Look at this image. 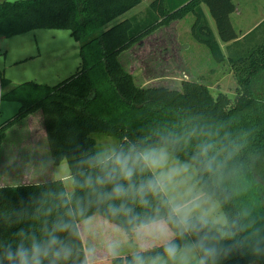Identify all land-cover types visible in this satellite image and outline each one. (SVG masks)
I'll return each instance as SVG.
<instances>
[{"label":"trees","instance_id":"obj_1","mask_svg":"<svg viewBox=\"0 0 264 264\" xmlns=\"http://www.w3.org/2000/svg\"><path fill=\"white\" fill-rule=\"evenodd\" d=\"M145 0H15L0 2V37H12L35 29L70 30L81 43V64L68 79L50 86L34 81L13 84L0 74L3 99L21 101L17 113L2 121L0 149L6 131L41 109L47 139L58 166L66 161L72 193L63 179L17 186H0V264L5 246L13 248L23 230L37 239L46 238L54 223L71 219L75 235L57 233L73 249L62 264H133L137 254L145 262L165 258L164 247L174 241L183 249L201 238L218 249L207 264H264L261 251H253L256 240L264 241V22L235 44L228 56L221 42L239 39L231 21L234 0H153L149 17L139 22L125 18L110 23ZM205 5L216 22L217 34L205 13ZM194 16L193 38L210 50L218 63L229 62L238 82L237 95H216L207 84L184 80L182 89L139 86L120 61L121 54L161 26ZM145 23V24H144ZM249 41H245L250 37ZM94 133L119 140L117 151L164 147L177 160L197 169L201 190L217 200L227 224L190 217V228L182 231L170 218L171 203L164 192L148 197L141 206L132 197L125 201L133 209L132 220L113 215L109 204L84 185L87 177L103 176L109 158L101 160ZM209 145L207 154H201ZM114 152V153H115ZM156 175L138 172L135 182ZM112 185H106V191ZM76 213L69 216V211ZM166 224L161 231L160 222ZM147 225L139 234L138 224ZM96 246L131 243L135 251L116 253L91 261L86 239ZM199 258L203 255L194 248Z\"/></svg>","mask_w":264,"mask_h":264},{"label":"rangeland","instance_id":"obj_2","mask_svg":"<svg viewBox=\"0 0 264 264\" xmlns=\"http://www.w3.org/2000/svg\"><path fill=\"white\" fill-rule=\"evenodd\" d=\"M2 1L5 0H0V2ZM151 2L152 0L143 1L134 9L113 20L110 25L130 17H134L139 22L147 19ZM236 2H240V0H236ZM205 9L214 31H217L214 18L208 8L205 7ZM240 10L243 15H246L247 21L244 25L248 27L256 18L260 17L261 12H264V0L244 1ZM251 13L255 16H252ZM193 22L194 16L190 14L184 20L173 21L167 26L159 27L121 54L120 61L123 67L134 76V80L139 86H164L181 90L184 80H195L207 84L214 95L222 92L234 100L237 95L238 82L229 62L218 63L208 47L193 38L191 33ZM236 25L235 28L239 32L246 29V27ZM257 33L264 34V26ZM250 39L251 36L245 41ZM80 46L81 43L74 39L70 30L65 29H35L9 38L0 37V74L9 78L13 84L34 81L54 86L68 79L78 70L82 61ZM20 105L21 101L4 98L1 107L2 119H9L17 113ZM23 128L24 126H17L12 130V134H17ZM93 137L97 141V153L101 160L110 158L119 146L117 138L101 133H94ZM13 144L14 142L11 140L9 144L3 145L0 149V182L11 179L10 176L13 172L11 161L16 158V154L19 152L25 157V151H31V144L28 142L25 144L26 146L15 148L16 152L15 144ZM166 150L168 151V149ZM168 154L169 168L182 167L184 169L176 177V182L170 184L167 191L164 192L170 203H185L195 199L196 206L191 209L189 218L197 217L201 221L226 225L227 218L220 203L205 194L199 187L196 179V167L173 158L169 151ZM28 159L32 160L33 158ZM26 163L27 161L25 165ZM59 169L61 174L69 172L67 162L65 161L64 166ZM24 170L23 168L17 173L25 174L27 171ZM153 171L158 175L164 169ZM65 184L68 194H71L72 181L65 180ZM86 247L92 253L91 261L104 259L116 253H129L136 250L133 249L136 246L131 243L96 246L92 237L86 239ZM183 249H190L188 258L197 261L193 264H198L193 244L189 243ZM166 260L168 261V258H160V264ZM152 262H145V264H152Z\"/></svg>","mask_w":264,"mask_h":264},{"label":"clouds","instance_id":"obj_3","mask_svg":"<svg viewBox=\"0 0 264 264\" xmlns=\"http://www.w3.org/2000/svg\"><path fill=\"white\" fill-rule=\"evenodd\" d=\"M209 145H203L201 154H207ZM169 154L166 148H153L149 150L138 151L131 149L129 151L120 150L112 154L109 158L110 168L103 176L95 178L89 176L84 185L89 187L101 201H121L120 204H109L108 210L113 215L124 214L137 220L138 217L132 215L133 209L129 208L126 200L129 197L137 199L141 206H148L150 195L157 196L166 192L170 184L176 182V177L184 170L182 167H168ZM164 169L158 175H153L145 181L137 184L135 176L138 172L146 170ZM111 184V190H104L106 185ZM195 199L185 203H171L170 218H175L177 227L182 231L190 228L189 213L195 207ZM76 213L69 211V216L74 218ZM161 231H166V224L161 221ZM147 227L141 222L137 225L138 234ZM66 232L69 235H75V225L72 220H60L53 224L52 229L46 233V238L37 239L34 235H29L23 230L20 231V240L13 248L11 245L5 246L3 260L8 264H62L73 255L72 246L65 242L57 233ZM264 242L256 240L253 245V251H261L260 244ZM194 248H199L203 255L198 264H207L208 258H215L218 255V249L214 246H208L204 243V238L197 242ZM190 249H181L174 241H169L164 247V254L172 264H189L188 252ZM165 261L164 264H168ZM84 264H87L85 259ZM133 264H145L142 256L139 254L133 257ZM152 264H160V258L153 260Z\"/></svg>","mask_w":264,"mask_h":264},{"label":"crops","instance_id":"obj_4","mask_svg":"<svg viewBox=\"0 0 264 264\" xmlns=\"http://www.w3.org/2000/svg\"><path fill=\"white\" fill-rule=\"evenodd\" d=\"M234 1L236 4V10L233 14H231L232 24L234 28L237 27L236 24L242 27H246V25H244L247 21L246 15H243L242 11L240 10V6L242 5V3H244V1H247V0H244V1L240 0V2H236V0ZM203 7L208 17L209 23L212 27L211 21L208 16V12L205 9L206 6L204 5ZM251 15L255 16L253 13H251ZM263 22H264V12H261L260 17L256 18L251 24H249V26L246 27L245 30H241L240 32L236 30L239 35L238 40L226 42V43L220 41L221 47L223 49V52L226 54V56H228L230 52L232 53L236 52L238 49L235 48V44L239 41H242L244 36H246L249 32H251L253 29L258 27ZM214 32L216 33V35H218L217 31H214ZM17 126L19 127L24 126V128L17 134L13 135L12 130L15 129ZM11 140L15 144L14 149L27 144V142L30 143L31 151H25L24 153L25 157H23L21 153L19 152L16 154V158L13 161H11V169L13 171L10 176L11 179L6 182H0V186H17V185L41 183V182H45V181L52 180V179H63L64 181L71 180L70 172L66 171L64 174L60 173L59 168L61 166H64L65 161L61 162L58 166H56L53 162V158L51 155V151H50V147H49V143L47 139L44 114L41 109L29 114L24 120L10 127L6 131V136H5V139L3 140L1 148L3 147V145L9 144ZM15 152H16V149H15ZM15 152H14V155H15ZM20 157H23V158H20ZM28 158H31V159L33 158V159L30 160ZM26 161L27 163L25 165ZM28 161H29V164H28ZM23 168L25 169L24 171H27L25 174L17 173ZM124 253L125 252H122V254ZM197 257H198L197 260L199 261L200 258L198 255ZM165 259H167V257H165ZM164 262L165 261H162L161 264H164ZM193 263H197V261L189 259V264H193ZM168 264H172V262L168 261Z\"/></svg>","mask_w":264,"mask_h":264},{"label":"built area","instance_id":"obj_5","mask_svg":"<svg viewBox=\"0 0 264 264\" xmlns=\"http://www.w3.org/2000/svg\"><path fill=\"white\" fill-rule=\"evenodd\" d=\"M2 100H3V90L0 89V130H1V127H2V111H1V107H2Z\"/></svg>","mask_w":264,"mask_h":264}]
</instances>
